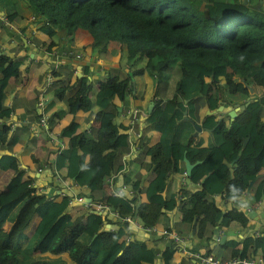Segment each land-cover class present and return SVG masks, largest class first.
<instances>
[{"label":"trees","instance_id":"16d2710c","mask_svg":"<svg viewBox=\"0 0 264 264\" xmlns=\"http://www.w3.org/2000/svg\"><path fill=\"white\" fill-rule=\"evenodd\" d=\"M257 1L0 0L8 18L27 12L41 17L36 20L37 30L49 37L63 30L66 40L73 41L83 33L98 52H104L110 41L118 43L128 68L122 77L105 74L99 81L93 99L98 107L94 139H85L73 119L64 125L60 134L67 145L58 148L48 175L52 180L54 170L65 167L67 182L86 187L91 203L106 204L117 216L88 211L78 204L64 211L68 193H55V184L51 197H45L33 185L37 178L18 167L13 154L1 153L0 170L13 172L0 190V264H158V259L173 252L170 240L156 256L151 236L135 238L134 232L141 236L142 232L120 219L133 213L134 197L105 190V178L117 171L132 193L140 190L139 179L122 172L120 158L128 151V126L115 122L117 107L112 99L126 103L124 96L132 90L130 78L144 71L154 86V105L145 120L158 136L145 149L154 175L141 191L144 199L135 210L137 220L154 224L160 208L168 211L179 206L181 220L188 225L205 219L212 226H227L231 221L246 224L244 212L237 208L243 201L232 197L248 187L247 204L254 206L264 196V4ZM19 60L15 53L0 52V118L10 111L1 105V98L7 78L18 74ZM133 65L139 67L130 69ZM59 80H51L54 91L60 87ZM75 80L74 102L87 108L90 81L85 75ZM244 101L243 110L231 120L227 114L217 120V112L204 113L218 104L233 107ZM184 109L187 118H183ZM193 122L210 129L205 144L200 137H189ZM8 132L9 123H0V144L10 149L14 137ZM183 155L191 163L196 161L189 181L164 196L171 172L184 168ZM223 159L233 161L231 177ZM195 184L200 191L193 190ZM97 190L99 196L93 194ZM217 193L231 205L218 224L221 209L213 197ZM4 222H9L7 228H2ZM104 222L109 223L107 228ZM220 245L229 251L226 257H264V223L239 239L226 237Z\"/></svg>","mask_w":264,"mask_h":264},{"label":"crops","instance_id":"0c3cea01","mask_svg":"<svg viewBox=\"0 0 264 264\" xmlns=\"http://www.w3.org/2000/svg\"><path fill=\"white\" fill-rule=\"evenodd\" d=\"M244 1L242 0V2ZM256 4L261 5L264 2L258 0ZM38 19L41 20L42 18H35L28 12L22 15H12L8 18L4 10L0 8V52H9L10 55L15 53L16 56L20 57L18 74L7 78L1 98V105L8 107L10 111L8 115L0 118V123H9L8 136H13L14 140L9 144L10 149L6 147L4 142L0 144V152L8 151V153L13 154L16 157V165L23 168L29 176L37 178L33 184L43 187V191L51 192L54 190L55 184L58 187H63V184L68 180L65 178V167L54 170L55 176L52 180L48 178L55 153L59 147L67 145L66 137L60 134L62 128L70 119H73L78 123L77 131H83L85 139H94L98 124L96 120L98 107L93 104V99L99 81L105 77V74L122 77L123 72L127 71L128 68L124 63L125 59L120 56L118 43L110 41L107 43L104 52H98L96 47L89 45V38L83 33L78 34L73 41L66 40L63 30H58L51 37L47 36L37 30L38 23L36 20ZM49 42L50 44H48ZM65 50L79 52L80 56L75 58L72 54H64L63 51ZM47 74L52 76L51 79H55V77L60 79L57 83V86L60 87L56 91L50 87L51 84H47ZM82 75H85L91 84L87 92L90 100V105L87 108L78 107V102H74L75 79ZM130 82L132 84L131 94L124 96L127 102L124 103L123 100H118L116 97L112 99V102L119 108L116 109L118 122L123 126L129 125L127 111L130 107L137 108L139 111L127 130L129 154L122 155L120 158L124 166L122 172L127 171L132 179H139L140 190L127 194V197H134L135 205L137 191L141 203L144 199L141 191L154 175L151 156L145 152V149L155 144L158 133L145 120L153 84L152 77L144 71L132 76ZM37 117H44L45 123L39 124ZM209 133V131L202 129L198 136L193 138L200 137L201 144H205ZM51 136L55 137L57 145L53 144L50 139ZM87 158L88 156H86ZM42 163H46L47 167L38 171L37 168ZM12 172L13 169L10 168L0 170V190ZM183 172L184 168L182 172H171L162 191L164 196L176 193L186 183ZM122 183L120 173L117 171L112 174L108 182L106 181L105 190L112 191L114 187L119 188ZM192 188L195 191H200L197 184L193 185ZM75 189L73 191L89 194L86 187ZM124 191L127 192V189L125 188ZM93 194L99 196L100 190L93 191ZM241 195H245V198H239L243 202L237 208L244 212L247 218L246 224L241 225L238 221H231L227 226H217L218 229L222 230V233H218V238H212L214 226L208 223L206 219L203 223L198 222V224H195L194 221L192 225L182 221V208L179 206L168 211L160 208L153 221L154 226L158 229L163 226L171 227L180 235L187 237L186 241L191 247L192 245L197 247L200 245L198 247L200 250H209L226 257L229 251L220 245L224 238L235 237L239 239L249 233L252 227L260 228L264 223L262 206L258 209L259 205L255 207L257 203L254 206L248 205V193L246 191ZM213 197L214 203L223 210L227 202H224L222 194L217 193ZM261 200H264V196ZM246 207L248 209L244 210ZM254 210L255 212L250 215L249 211ZM8 225L9 222H4L2 228H7ZM206 235L208 237H205ZM221 235H224V238L220 241ZM139 236L143 238L151 236L153 241L150 243V247L156 256L161 254L168 241L167 238L157 233H142L141 236L137 231L134 232L135 238H139ZM201 242L205 244H200ZM177 263L194 264L176 249L168 254L165 259H158V264Z\"/></svg>","mask_w":264,"mask_h":264},{"label":"built area","instance_id":"2783aa9c","mask_svg":"<svg viewBox=\"0 0 264 264\" xmlns=\"http://www.w3.org/2000/svg\"><path fill=\"white\" fill-rule=\"evenodd\" d=\"M63 53H69L72 54L75 58H78L80 56L79 52H74L72 50H65L63 51ZM47 78V84L51 83V76L50 74L46 75ZM139 113L137 108H129V110L127 111L128 114V121H129V127L130 124L133 123L134 119L137 117V114ZM38 123L43 125L45 123V119L44 117H40L37 119ZM128 127V128H129ZM127 128V130H128ZM50 139L54 142L56 139L55 137L51 136ZM129 154V150L126 151L123 155L126 156ZM47 167L46 163H42V165L40 167L37 168L38 171H40L41 168ZM184 174V172H183ZM112 176L109 175L108 177L105 178V180L108 182V179L110 180V177ZM57 180V178H55ZM34 186H36L35 184H33ZM111 185V183H110ZM37 187V191L38 192H42L44 193L45 197H51L50 194H52V192H47V191H43V187L41 186H36ZM78 186H76L74 183H70V182H66L63 184V187H58L57 190L55 191V193L58 194H65L68 193L69 198L67 199V205L71 208L72 205L74 204H78L80 205L82 208L86 209V210H94L95 212H108L110 213L112 216H117V212L114 210H111V207L106 205V204H102V203H91L90 199L89 201H87V196L86 194H82L79 192H75L73 191L75 188H77ZM127 189V192L124 191V189ZM114 195H122L127 197V194L129 192V194L131 193L130 189H128V187L122 183L120 185V187H114L112 190ZM90 198V197H89ZM261 200L257 201V204L255 207H257L258 205H260ZM130 206H133V213H134V202L130 203ZM248 209L247 207L244 209L246 210ZM261 211L262 214L264 215V206L261 207ZM132 214L130 213H125L124 215L121 216V220L122 221H126L128 224H133L136 227V230L141 231L142 233H157L159 235L164 236L165 238H167L168 240L171 241L174 249H176L177 251H179L182 255H184L185 257H187L188 259H190L194 264H264V257L257 255V254H252V255H246V256H230V257H222V255L220 254H215L211 251H204V250H194L191 248L190 244L186 241L187 237H184L182 235H180L177 231H175L174 229H172L171 227L168 226H163L161 228H156L154 226V224H142L141 222H139L136 219V216L133 217ZM109 225V224H108ZM108 227V226H107ZM257 229V228H256ZM218 233H222L221 229H218L217 231V235ZM254 234L257 235L258 231L254 230ZM216 238H218L216 236ZM126 239H128V236H126Z\"/></svg>","mask_w":264,"mask_h":264},{"label":"water","instance_id":"95a60500","mask_svg":"<svg viewBox=\"0 0 264 264\" xmlns=\"http://www.w3.org/2000/svg\"><path fill=\"white\" fill-rule=\"evenodd\" d=\"M259 1H263L264 2V0H259ZM240 80L241 81H243V79L242 78H240ZM247 88H248V91H249V93H250V95H252L251 93H252V87L250 86V85H247ZM153 98H154V86L152 87V90H151V92H150V101L148 102V104H147V109H146V111H147V113H149L150 112V110L152 109V107H153V105H154V102H153ZM246 102L247 101H244L243 103H239V104H236V105H234L233 107H230V106H228V105H223V104H218L214 109H206L205 111H204V113L205 114H211V113H215V112H217L218 113V117L216 118L217 120H219L220 118H221V116L224 114V113H226L227 115H228V117H229V120H231L234 116H236V115H238L242 110H243V108H244V105L246 104ZM117 109H119L118 107H117ZM183 118H187V114H186V110L184 109L183 111ZM117 115H118V112L116 111V115H115V117H114V120H115V122H118V117H117ZM203 128L200 126V124L199 123H197V122H193V130H192V132L190 133V135H189V137H197L198 136V133H199V131L200 130H202ZM205 130H207V131H209L210 132V129L209 128H207V129H205ZM126 132H127V130H126ZM245 141H246V137H244L243 139H242V145L245 143ZM1 153H8V151H5V152H0V154ZM240 153V150H238V152H237V155L234 157V160L237 158V156H238V154ZM182 160H183V165H184V174H185V182L187 183L188 181H189V178H188V176H189V173H190V169H191V167L193 166V164L196 162V161H194V162H189V160L183 155V157H182ZM223 162L226 164V166L228 167V171H229V177H231L232 176V167H231V164H232V162L233 161H226L225 159H223ZM251 184V181H249V183H248V186ZM248 188V187H247ZM246 188V192H247V189ZM75 191H77V189H75ZM85 194H87V193H85ZM263 196V195H262ZM232 198H245V195H238V196H234V197H232ZM231 198V199H232ZM89 197H87V201H89ZM139 203H140V197H139V194H138V191H137V193H136V202H135V205H134V213H133V217H135V210H136V208H137V206L139 205ZM230 201H228L227 202V204H226V206H225V208L223 209V210H221V213H220V215H219V217H218V219H217V224L219 223V221H220V219H221V217H222V214L227 210V209H229L230 208ZM260 206H264V200H261V202H260V205L258 206V209L260 208ZM70 209V207L67 205V206H65V208H64V211H68ZM257 210V209H256ZM89 211H94V210H92V209H90ZM255 212V210L254 211H249V214L250 215H252L253 213ZM103 214V213H102ZM107 226H108V223H106V222H104V227H106L107 228ZM128 226L132 229V230H136V227H135V225H133V224H128ZM217 230H218V228H217V225H215L213 228H212V238H216V236H217ZM224 238V235H221L220 236V241L222 240Z\"/></svg>","mask_w":264,"mask_h":264},{"label":"rangeland","instance_id":"374dc122","mask_svg":"<svg viewBox=\"0 0 264 264\" xmlns=\"http://www.w3.org/2000/svg\"><path fill=\"white\" fill-rule=\"evenodd\" d=\"M120 56H121V54H120ZM136 67H139L138 65H133L132 67H129L130 69L132 68H136ZM87 80H89L88 78H87ZM224 114H226V113H224ZM62 254V256H64V257H66L67 258V253L66 252H62L61 253Z\"/></svg>","mask_w":264,"mask_h":264}]
</instances>
